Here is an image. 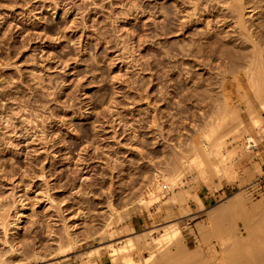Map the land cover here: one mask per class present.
<instances>
[{
    "label": "rangeland",
    "instance_id": "obj_1",
    "mask_svg": "<svg viewBox=\"0 0 264 264\" xmlns=\"http://www.w3.org/2000/svg\"><path fill=\"white\" fill-rule=\"evenodd\" d=\"M244 1L264 36V0ZM231 2L0 0V264L217 263L226 209L239 236L264 221V129L247 109L261 98ZM223 96L246 131L223 137L220 176L191 161L224 134H211Z\"/></svg>",
    "mask_w": 264,
    "mask_h": 264
},
{
    "label": "bare ground",
    "instance_id": "obj_2",
    "mask_svg": "<svg viewBox=\"0 0 264 264\" xmlns=\"http://www.w3.org/2000/svg\"><path fill=\"white\" fill-rule=\"evenodd\" d=\"M195 1V0H194ZM200 1V0H199ZM232 2L230 3V10H231V16H229L232 20H234V22L233 21H231L233 24H234V28H235V32H237L238 31V35L236 36V37H238V36H244L243 38H245L246 39V41H247V39L249 40V38H250V41H251V43H252V48H249V49H251L252 50V52L251 51H249L251 54H249V52H248V55H247V57L245 58V56L243 57V59L242 58H240L239 59V61H240V65H241V63L243 64V67H242V65H241V68H243L244 70H240L241 71V73H245L247 76V78H248V80H249V82L251 83V86L249 85V87L250 88H253V90H254V92H255V96L256 97H258V98H261L260 99V102L258 101V103H260V106H259V108L257 109V110H255V109H253L254 111H252V106H250V105H246V104H244V105H246V106H244L245 107V109H246V107L247 106H250V107H247V109L249 108V110H251V114H250V112L247 114V112L249 111V110H246L247 112H246V114L247 115H249L250 114V116L248 117L249 118V120H250V126L252 127V128H254V129H259V130H262V129H264V39L262 40V38L264 37V36H260L261 34H262V32L259 30V31H257L256 30V32H254L255 31V29H253L252 31L250 30L251 29V27H252V24H251V26H250V28L249 27H247V24H246V21H245V18H244V11H245V6H244V4L245 3H247V2H245L244 0H231ZM243 1H244V3H243ZM188 2V1H187ZM198 2V1H197ZM252 2V1H251ZM194 4V3H193ZM257 4V3H256ZM246 5V4H245ZM255 5V4H254ZM183 6V5H182ZM258 7V5H255V7L253 8V7H251V12H254L255 11V8H257ZM260 7V6H259ZM194 10H196V8H194ZM193 10V11H194ZM204 10V9H203ZM229 10V11H230ZM258 10V9H257ZM256 10V11H257ZM258 12V11H257ZM256 12V13H257ZM188 13V12H187ZM186 14V13H185ZM189 14V13H188ZM193 14V13H192ZM189 16V15H188ZM190 17H192V16H190ZM190 22V21H189ZM254 26V25H253ZM188 27V26H187ZM253 28H255V27H253ZM260 32V37L258 36V35H256V33H259ZM262 37V38H261ZM242 38V39H243ZM241 39V37H240V40H242ZM244 40V39H243ZM245 40L243 41V42H246ZM242 42V41H241ZM248 42V41H247ZM243 44V43H242ZM248 44H250V43H248ZM244 45V44H243ZM248 46V45H247ZM244 48V47H243ZM247 49V48H246ZM237 52V51H236ZM239 52V51H238ZM237 52V53H238ZM228 54V53H227ZM231 55H232V53H230ZM227 56V55H226ZM235 57V56H234ZM238 57V56H237ZM247 59V61H241V59L242 60H245V59ZM230 61L233 63V58L231 57L230 58ZM236 61V64H234L235 66L237 65V63H238V60H235ZM230 62V63H231ZM245 62H246V64H245ZM229 63V62H228ZM235 63V62H234ZM244 64H245V66H244ZM233 65V64H232ZM240 65H238L239 67H230V69H236V70H234V71H238L237 69H239L240 68ZM230 71V70H229ZM233 70H231V73H233L232 72ZM243 71V72H242ZM234 73H236V72H234ZM243 73V74H244ZM237 74H238V72H237ZM236 74V75H237ZM236 77H238V76H236ZM246 78V79H247ZM237 79V78H236ZM238 80V79H237ZM248 82V83H249ZM224 84V83H223ZM237 84H240V82L239 83H237ZM241 85H240V88H238L237 90L238 91H244V90H241ZM243 89V88H242ZM251 91H252V89H251ZM241 92V93H242ZM243 94H245V97H246V93H244L243 92ZM242 97L244 96V95H241ZM222 98H224V100L223 101H225V103H221V104H225V105H220V106H222L221 108H219V107H217V108H219L218 110H217V112H216V117H215V119L213 120V122H212V126H211V134L212 135H214L215 137L217 136L216 134L220 131L221 133H224V134H220L219 136H217V138H216V141L214 142V150H211V149H209V148H206V147H198V148H196L195 150H194V152L193 153H195V155H196V157L194 158V160L193 159H191V160H193V162L191 161V163L192 164H198L199 166L197 167L198 169L199 168H201L200 166L202 165V164H207L208 166H210L211 164H213L212 166H213V168L215 169V171H216V168H217V171L221 168V170H223V171H221V172H223V173H221L220 171H218V172H220V176L223 174H226L227 175V172H226V167L228 166V165H226L225 166V163H227L229 160V158L228 159H226V161H225V159H224V156L225 155H223L222 154V150L225 148L224 147V145L225 144H227L226 143V140H224L223 139V137L224 136H227L226 138L229 140V139H235L237 136H239L240 137V133L242 132V131H246L245 129L246 128H244V126H243V128H244V130H242L243 128H242V124L244 123V122H236L235 124H234V121H236L237 119H238V117H239V113H238V109H237V106H233V104H230V100H229V98L227 97V96H223ZM221 98V99H222ZM246 99H248L247 97H246ZM243 100H245L244 98H243ZM259 100V99H258ZM215 102V101H214ZM245 102L246 103H249V101H246L245 100ZM244 102V103H245ZM216 103V102H215ZM217 104V103H216ZM241 113V112H240ZM242 115H244V114H242ZM247 115H245V116H247ZM241 117V116H240ZM246 118V117H245ZM247 119V118H246ZM244 121H247V120H245L244 119ZM239 123V124H238ZM223 131V132H222ZM264 131V130H263ZM263 131H261V132H263ZM260 132V133H261ZM242 133H244V132H242ZM263 134V133H262ZM221 135H223L222 137H221ZM218 137H221V138H218ZM241 138V137H240ZM236 139H238V138H236ZM235 139V140H236ZM240 139H238V140H236V141H239ZM241 141V140H240ZM228 142V141H227ZM235 142V141H234ZM230 145V144H229ZM222 147H223V149H222ZM239 148V150H240V148L241 147H238ZM216 152V154L220 157V158H218V161H214V159L212 160L213 162L211 163V160H210V158L212 157V152ZM237 152V151H236ZM211 153V156L209 155ZM236 154V153H235ZM234 154V155H235ZM193 155V154H192ZM213 155H215V154H213ZM228 155V154H227ZM229 155H233L232 154V152H230L229 153ZM233 155V156H234ZM194 156V155H193ZM218 156H216V157H218ZM191 158V157H190ZM226 158V157H225ZM216 159V158H215ZM231 159V158H230ZM210 160V161H209ZM217 160V159H216ZM209 162V163H208ZM229 163V162H228ZM191 164V165H192ZM201 164V165H200ZM230 164V163H229ZM233 164H235V163H233ZM189 165V164H188ZM206 165V167H208ZM177 167V166H176ZM181 167V165H179V168ZM211 167V166H210ZM219 167V168H218ZM178 168V167H177ZM178 168V169H179ZM203 168H205V166L203 167ZM229 169V168H228ZM177 170V169H176ZM197 170V169H196ZM209 170H210V168H209ZM213 170V169H212ZM230 170V169H229ZM179 171V170H178ZM204 171V170H203ZM206 171H207V169H206ZM214 171V170H213ZM212 171V172H213ZM216 171V172H217ZM224 171L226 172V173H224ZM205 172V171H204ZM217 172V173H218ZM231 172H232V170H231ZM204 173H202V175H203ZM201 174H200V178H201V176H202ZM219 175V174H218ZM205 176H207V175H205ZM224 177V176H223ZM233 178V177H232ZM203 179V178H202ZM174 180H175V178L174 179H172V185L174 186ZM172 186V187H173ZM234 197V196H233ZM235 197H237V199H238V197L239 196H235ZM232 199H234V198H232ZM240 199V198H239ZM239 199H238V201H239ZM228 201H230V200H228ZM245 201V200H244ZM232 202H234V201H232ZM231 201L230 202H228L229 204L230 203H232ZM237 202V201H236ZM239 205H241V204H239ZM204 206V205H203ZM256 206V205H255ZM201 207H202V204H201ZM220 209V208H219ZM235 209H237V208H235ZM240 209V208H239ZM244 209V208H243ZM258 209V208H257ZM242 210V209H241ZM5 211H7V210H5ZM5 211H3V212H5ZM235 212V211H234ZM233 211H232V209L231 208H228V209H226V212L224 213V216L221 218V219H218V220H216V222H215V226L213 227V228H215V230L216 231H214V233L216 232V235L218 236V244H219V247H220V249L218 250L216 247H212L211 248V252L213 253V255H211V256H214V257H216V259H219L218 261H217V263H215L216 261H214V260H210V258H208L207 257V259H206V261L205 260H203L204 261V263L203 264H210L211 262H214L215 264H264V225L262 224V222H264V221H262V222H259V224H256V226L255 225H252V224H250L251 226H249V228L248 229H246V230H248V231H245L247 234L246 235H243V236H239V232L238 231H236L235 232V230H236V227H237V225H238V221H237V218H236V216H235V213H234ZM237 212V211H236ZM241 212H244V211H241ZM246 212V211H245ZM253 212V211H252ZM6 213V212H5ZM240 213V212H239ZM264 214V213H263ZM221 215H223V214H221ZM246 216V215H245ZM245 216H243L244 218H245ZM250 216V215H249ZM242 217V216H241ZM241 217H239V219L241 218ZM243 217L241 218V219H243ZM2 218V219H1ZM6 218H8V217H6ZM5 216L4 215H2L1 217H0V221L2 222V225H3V228H5V225L7 226L8 224H5L6 222H5ZM5 222V223H4ZM252 222V221H251ZM246 223V222H245ZM244 223V224H245ZM257 223V222H256ZM213 224V223H212ZM249 224V223H248ZM207 227V226H206ZM247 227H248V225H247ZM239 228H241V227H239ZM245 229V228H244ZM177 230L178 229H175V231L173 232V236L175 237V236H177V234H178V232H177ZM239 230V229H238ZM169 231H171V230H169ZM67 232V231H66ZM168 232V231H167ZM211 232V230L209 231V233L208 232H203L202 231V235H203V237H205V236H208L209 234L211 235L212 233H210ZM68 233V232H67ZM66 233V234H67ZM208 233V234H207ZM69 234V233H68ZM170 235V234H169ZM70 236V235H69ZM167 236V235H166ZM165 237V236H164ZM211 237V236H210ZM151 240V239H150ZM153 240V239H152ZM202 240V239H201ZM70 242H71V239L69 240ZM157 242V241H156ZM144 244V243H143ZM208 244V243H207ZM212 246V245H211ZM152 247H154V246H152ZM210 247V246H209ZM209 247H207L206 249V251L207 252H209V250H208V248ZM130 248V247H129ZM152 249V248H151ZM154 249V248H153ZM152 249V250H153ZM204 249V248H203ZM181 250V249H180ZM179 250V251H180ZM158 251V250H157ZM178 251V252H179ZM184 251V250H183ZM196 251V250H195ZM150 252V251H149ZM201 253V252H200ZM152 254L153 253H149V255H151L152 256ZM168 254H170V253H166V256L164 257V256H162V258H159V259H161V260H159L160 262H158V264H185L184 262H183V260H179V259H176V258H172V257H174V254H173V256L171 257V256H169ZM184 254V253H183ZM155 255V254H154ZM167 255L169 256L168 258H166L167 257ZM114 256V255H113ZM161 256V255H160ZM128 256H126V257H123L124 258V261H123V264H138V262H136V260H134V259H131V258H127ZM171 257V258H170ZM213 257V258H214ZM148 258V257H147ZM193 258V257H192ZM90 260V259H89ZM151 260V259H150ZM191 260H193V259H191ZM208 260H210L211 262L209 263V262H207ZM153 262V261H152ZM151 262V263H152ZM144 263V262H143ZM146 263V262H145ZM139 264H141V263H139ZM148 264V263H147ZM197 264V263H196Z\"/></svg>",
    "mask_w": 264,
    "mask_h": 264
},
{
    "label": "built area",
    "instance_id": "obj_3",
    "mask_svg": "<svg viewBox=\"0 0 264 264\" xmlns=\"http://www.w3.org/2000/svg\"><path fill=\"white\" fill-rule=\"evenodd\" d=\"M247 143H248V146H249L252 150H255V149L257 148L256 145H255V143H254V141H248Z\"/></svg>",
    "mask_w": 264,
    "mask_h": 264
},
{
    "label": "crops",
    "instance_id": "obj_4",
    "mask_svg": "<svg viewBox=\"0 0 264 264\" xmlns=\"http://www.w3.org/2000/svg\"><path fill=\"white\" fill-rule=\"evenodd\" d=\"M264 161V160H263ZM101 264H108V261H104V262H102Z\"/></svg>",
    "mask_w": 264,
    "mask_h": 264
}]
</instances>
